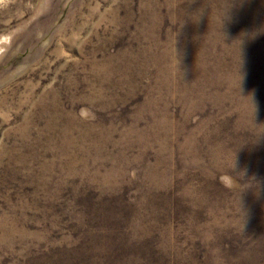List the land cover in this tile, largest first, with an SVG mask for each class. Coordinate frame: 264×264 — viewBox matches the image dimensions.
I'll use <instances>...</instances> for the list:
<instances>
[{
    "label": "rangeland",
    "instance_id": "374dc122",
    "mask_svg": "<svg viewBox=\"0 0 264 264\" xmlns=\"http://www.w3.org/2000/svg\"><path fill=\"white\" fill-rule=\"evenodd\" d=\"M0 264H264V0H0Z\"/></svg>",
    "mask_w": 264,
    "mask_h": 264
},
{
    "label": "clouds",
    "instance_id": "9594fccd",
    "mask_svg": "<svg viewBox=\"0 0 264 264\" xmlns=\"http://www.w3.org/2000/svg\"><path fill=\"white\" fill-rule=\"evenodd\" d=\"M232 170L237 172L238 176L247 175V169L245 168H239L238 162L233 158L232 161Z\"/></svg>",
    "mask_w": 264,
    "mask_h": 264
}]
</instances>
